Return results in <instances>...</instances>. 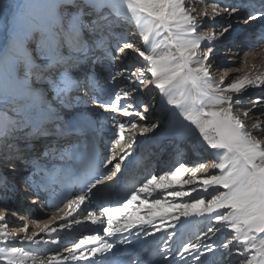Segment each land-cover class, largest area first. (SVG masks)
<instances>
[{"label": "snow or ice", "instance_id": "6c2138e0", "mask_svg": "<svg viewBox=\"0 0 264 264\" xmlns=\"http://www.w3.org/2000/svg\"><path fill=\"white\" fill-rule=\"evenodd\" d=\"M237 29L264 30V0H0V241L56 246L6 247L0 261L264 264V91L245 98L264 72L245 61L213 75ZM187 145L208 158L153 170L111 202L147 148ZM13 197L62 215L11 233ZM192 220L203 226L188 235ZM86 222L100 231L59 250L60 232Z\"/></svg>", "mask_w": 264, "mask_h": 264}, {"label": "bare ground", "instance_id": "6f19581e", "mask_svg": "<svg viewBox=\"0 0 264 264\" xmlns=\"http://www.w3.org/2000/svg\"><path fill=\"white\" fill-rule=\"evenodd\" d=\"M133 25H135V24H133ZM135 27L132 28L133 33H136L138 30L137 27L136 28ZM242 30L243 29H241V30L237 29V31L235 33H233V35L229 38V41L225 42L227 46L221 47V48H224V50L229 49V47L232 44V41L234 39L236 40V38H233V37L236 35L241 36V32L244 31V30L243 31ZM257 30L249 29V30H247L246 35L244 32L242 33L243 34L242 36L245 37L246 41L245 42H242L243 40L241 41V47H240V49L242 50L241 55L239 57H237V56H235V53H234V55L232 56L231 62L229 61L228 57H226L227 59L223 60L224 58L222 59L221 57H219V55H216V62L214 65V70H216V68H218V64L220 63V64H222V67H220V68L223 71V74H225L226 72H230L231 76L229 78H235V76L243 74V68H244L243 62L246 61L247 66L249 68H251V66L253 64H255L256 65V71L264 72V42L257 43V41H258L257 36H260L258 34L260 32L257 33ZM258 31H260V30H258ZM247 34H248V36H247ZM262 34H264V32ZM250 35H254L255 40L250 41V38H248V37H250ZM237 44H239V43H237ZM234 51L236 52V50H234ZM237 69H241V71H237ZM221 76H223V75H218L216 77V79L219 80V78ZM250 90H252V89H249V91ZM262 91H264V90H262ZM261 92L258 95H260ZM255 96H257V95H255ZM146 142L152 143L151 140H147ZM180 149H182V147H179L177 149H171L170 148L167 151L159 150L158 152L161 154V156H163V159L161 160L162 163H161V165H159L158 169H154V170L164 169V168L174 164L175 161L177 160V157H181L182 151ZM189 150H190V152H188V154L184 157L186 161H189V166H191V164L193 162H201L203 159H206V156H207L206 153L202 154L199 151H192L191 148H189ZM194 153H196V154L194 155ZM152 156L154 157V155H152ZM152 156H151V159H152ZM150 160H147V159L144 160V157H143L142 163H144L146 161L147 164H151ZM136 168H137V166L135 167V169ZM135 169H134L133 175L136 176V175H138L139 172H137ZM139 170H140V168H139ZM152 171L153 170H150V169L145 170V177H146V175H148ZM138 183H137V186H138ZM70 198H72V196ZM50 201H52V200H50ZM13 204L17 207V209L19 208V206H17L16 203L13 202ZM48 205H49V202H48ZM0 207H3L2 204H0ZM61 209H63V208H61ZM90 210H92V209H90ZM94 210L97 211V214L99 213V208H96ZM18 211H20V213L17 216V218L11 217L10 221H8V224H9L8 231L11 233H18L19 228L23 226V223H27L30 219H32V218H27L28 209L25 210V207H22ZM53 214H61L62 215V212L56 213V209L54 207H49V206L44 207V208L37 207L36 210L32 212V217H33V219H39L41 222H43L44 220H47ZM83 215H87V212H84ZM21 216L24 217L23 220H21L19 218ZM77 218L82 219L83 217L81 216V217H77ZM202 226H203V223L197 222L196 225L194 226V228L192 229V231L197 232L198 229H200ZM30 231H31V227H30ZM99 231H100L99 226L92 225V224L87 223V222L82 224V225H73L71 229H66V230L60 232L62 245L60 246L59 250L63 251L64 248L71 247L74 240H75V242H78L79 239L82 238L83 236L93 235ZM101 234H102V232H101ZM20 235H22V233ZM53 238H55V234H53ZM0 243L5 245L6 247H23L25 249V251H29V252H31L32 255H35V256L47 255L50 250H54L56 248V246L50 245V244L40 243L39 245H37V244H32V243H28V242L19 241V240H17V241H11V240L10 241H0ZM213 259L214 258L212 256L207 257L209 264H212ZM27 264H32L31 260H29L27 262ZM81 264H83V262H81Z\"/></svg>", "mask_w": 264, "mask_h": 264}, {"label": "rangeland", "instance_id": "374dc122", "mask_svg": "<svg viewBox=\"0 0 264 264\" xmlns=\"http://www.w3.org/2000/svg\"><path fill=\"white\" fill-rule=\"evenodd\" d=\"M134 24V23H133ZM133 28V27H132ZM239 30H241V29H239ZM243 31V30H242ZM258 31V30H257ZM244 33H245V35H246V32H247V30H244L243 31ZM243 32H241V36H234L233 38H236V40L234 39L233 41H232V44H231V46L229 47V49H232L231 51H228V49H225L224 50V48H220V50H219V52L217 53V55H219V57H221L223 60H225V59H227L226 57H229V56H233L234 55V53H235V51L234 50H236L238 47L240 48L241 47V41L242 42H245L246 40H245V37H243L242 35V33ZM233 35V34H232ZM248 38H250V41L252 40H254L253 39V37L252 36H250V37H248ZM237 43H239V44H237ZM220 67H222V64H218V68H216V70H213V75H214V77L216 78L218 75H224L223 74V71L221 70V68ZM227 73H229V77L231 76V74H230V72H227ZM262 90L261 89H252V90H250V91H248V93L246 94V99L247 98H253L255 95H258L260 92H261ZM189 148H191V145H187L186 147H182V149H180L181 151H182V154H184L185 156L188 154V152H190V150H189ZM153 155V154H152ZM183 155V156H184ZM184 156V157H185ZM206 158H207V156H206ZM153 159V158H152ZM152 159L150 160V161H152ZM163 159V157L160 159V160H162ZM185 159V158H184ZM64 207V204H62V206H61V208H63ZM74 242H75V240H74ZM73 242V243H74ZM0 249H6V246L5 245H3V244H1L0 243ZM0 264H6V262H4V261H0Z\"/></svg>", "mask_w": 264, "mask_h": 264}]
</instances>
